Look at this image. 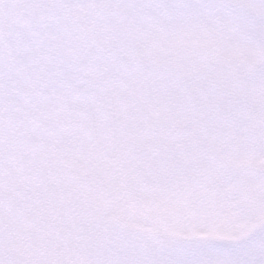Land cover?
<instances>
[{
	"label": "snow or ice",
	"instance_id": "1",
	"mask_svg": "<svg viewBox=\"0 0 264 264\" xmlns=\"http://www.w3.org/2000/svg\"><path fill=\"white\" fill-rule=\"evenodd\" d=\"M0 264H264V0H0Z\"/></svg>",
	"mask_w": 264,
	"mask_h": 264
}]
</instances>
